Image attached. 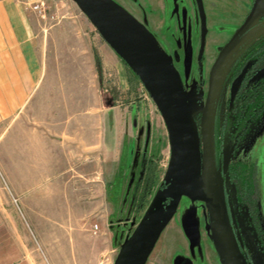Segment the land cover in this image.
<instances>
[{"label":"crops","instance_id":"crops-1","mask_svg":"<svg viewBox=\"0 0 264 264\" xmlns=\"http://www.w3.org/2000/svg\"><path fill=\"white\" fill-rule=\"evenodd\" d=\"M48 1L0 0V264H44L41 256L66 264L73 254L75 264H95L107 227L102 222L94 236L90 216L106 199L126 196L139 161L131 155L144 132L141 105L120 103L101 87L98 54L105 77L116 67L123 92L138 77L112 46L98 43L82 13L35 11ZM34 162L68 196L95 199L66 207L29 203ZM121 175L124 189L112 183ZM3 197L19 198L16 212Z\"/></svg>","mask_w":264,"mask_h":264},{"label":"rangeland","instance_id":"rangeland-1","mask_svg":"<svg viewBox=\"0 0 264 264\" xmlns=\"http://www.w3.org/2000/svg\"><path fill=\"white\" fill-rule=\"evenodd\" d=\"M106 1L117 11L141 23L169 57L185 86L189 106L197 118L201 141V116L206 103L210 72L222 48L252 9L254 0H203L207 16L205 46H202L201 17L196 0ZM73 10L84 15L96 34L98 43L109 44L75 0H49L42 9H35L40 13ZM261 39H264V24L257 23L237 40L227 54L219 75L217 105L211 117L210 136L214 152H218L214 157L218 170L222 169L223 150L229 145L231 163L242 164L249 174H253L258 220L264 229V110L256 115L240 140L230 138L228 132L221 135L231 87L228 73L235 61L242 56L243 50ZM201 52L202 59L199 58ZM98 67L102 79L101 87H109L115 98L121 96L120 103L137 101V104L141 105L140 116L145 127L138 152L131 155L132 158L134 155L138 156L139 161L131 171L130 189H124L127 177L121 180L123 175L117 177L120 180L112 182L114 185L120 183L124 189L122 193L126 196H113L108 200L104 197L96 198L98 201L106 199L107 204L105 207L100 204L98 211L90 216L93 234L100 236L99 232L96 234V226H101L103 222L107 227L108 237L105 235L101 241L99 239L103 251L95 256V264H222L212 239L211 216L203 200L202 186L182 184L179 181L172 164L169 131L158 105L140 78L136 83L129 80V89L123 92L117 83L118 78L115 77L116 67L108 71L112 77H105L106 72L101 68L99 54ZM106 78L111 80L106 83ZM150 126L151 129L146 135V129ZM220 139L224 140L222 146L218 144ZM144 146L148 147L147 150H144ZM148 160L153 161L156 166L158 181L151 194L145 198L144 206L141 207L139 203L138 207H135L132 202L135 185L140 179L144 163ZM33 166L35 179L30 182L32 188L28 192L31 199L29 203L66 207L76 202L82 201L83 204L86 200L95 199L68 196L64 188L62 189L56 180L53 181L54 176H51L52 173L46 170L43 163L34 162ZM19 167L22 171L26 170V165ZM169 189L183 191L178 202L166 195ZM110 194L116 195V192L111 191ZM2 199L8 211L11 207L16 212L17 205H20L19 198L18 201L10 197ZM21 200L25 198L22 197ZM121 202L124 211L119 208ZM73 255L74 257H67L66 264H75L76 254ZM37 261L48 263L44 256Z\"/></svg>","mask_w":264,"mask_h":264},{"label":"water","instance_id":"water-1","mask_svg":"<svg viewBox=\"0 0 264 264\" xmlns=\"http://www.w3.org/2000/svg\"><path fill=\"white\" fill-rule=\"evenodd\" d=\"M100 30L106 41L119 53L140 78L159 107L166 122L172 164L182 184H200L203 200L211 216L212 239L222 264H245L233 233L227 207L217 189L213 161L215 152L210 136V119L215 108L219 72L237 37L261 20L264 0H256L243 25L221 50L210 74L209 91L201 119L200 133L181 79L171 60L151 33L131 16L117 11L106 0H75ZM202 20L203 46L206 38V15L202 0H197ZM264 73V71H263ZM237 82L233 86L236 91ZM223 171L230 161V148L223 150ZM180 189H169L166 195L178 202ZM120 264H124L120 262Z\"/></svg>","mask_w":264,"mask_h":264},{"label":"trees","instance_id":"trees-1","mask_svg":"<svg viewBox=\"0 0 264 264\" xmlns=\"http://www.w3.org/2000/svg\"><path fill=\"white\" fill-rule=\"evenodd\" d=\"M262 44L264 45V41H258L252 45L257 46ZM251 112V109H249L248 115L238 113L227 116L221 128V135L223 136L228 132L230 138L233 139L235 137L236 141L240 140V137L248 129L245 121L253 120L257 117V114ZM220 140L218 144L222 146L224 140ZM229 148L231 154V147L229 146ZM215 154L218 155L217 150ZM155 167L153 161L150 162L148 160L144 163L140 179L136 182L134 189L132 202L135 207H138L137 204L139 203L141 207L144 206L146 202L145 198L151 194L157 184L158 176ZM213 169L214 177L217 180L216 186L227 207L233 233L244 263L264 264V229L258 220L257 197L256 188L253 183V174H249V171L242 164L235 165L231 163L225 173L223 168L218 170L215 161Z\"/></svg>","mask_w":264,"mask_h":264},{"label":"flooded vegetation","instance_id":"flooded-vegetation-1","mask_svg":"<svg viewBox=\"0 0 264 264\" xmlns=\"http://www.w3.org/2000/svg\"><path fill=\"white\" fill-rule=\"evenodd\" d=\"M255 1L256 0H254V2H253V6L255 4ZM196 2H197V0H196ZM197 5H198V3H197ZM203 5H204V1H203ZM253 6H252V9H253ZM252 9L247 14L244 22L246 21L247 17L251 13ZM198 10H199V7H198ZM204 10H205V7H204ZM199 14H200V11H199ZM205 15H206V12H205ZM200 17H201V14H200ZM206 22H207V16H206ZM243 23L237 28V30L243 25ZM257 23H263L264 24V15L261 18V20L258 21ZM257 23L253 24L252 26H250L249 28L244 30L237 37V40L244 33L250 31ZM236 31H235V33H236ZM206 34H207V24H206ZM202 36H203V30H202V20H201V39H202V46H203V37ZM259 41H264V39H261ZM205 42H206V40H205ZM199 58L200 59L203 58V52L200 53ZM221 69H222V67H221ZM221 69H220V71H221ZM263 71H264V45L263 44L257 45V46L248 45L243 50L242 56H240L235 61L234 65L232 66V69L228 73V75H229L228 78L231 81V87H230L229 98L227 101V108H226V113H225L226 117L231 115V114H238V113L248 115L249 109H251V111H252L251 113H253V114H258L259 112L264 110V73H263ZM210 74H211V72H210ZM178 75L180 77V74H178ZM219 75H220V72H219ZM180 79H181V77H180ZM209 81H210V75H209ZM181 82H182L183 88H184L185 93H186V89H185V86L183 84L182 79H181ZM235 82H237V87H236L235 93L233 94L232 90H233V86H234ZM208 91H209V88H208ZM251 95H252V97H250ZM186 96H187V93H186ZM207 96H208V93H207ZM217 96H218V93H217ZM206 100H207V97H206ZM188 103H189V101H188ZM216 105H217V100H216L214 111L216 110ZM214 111H213V113H214ZM226 117H225V119H226ZM201 119H202V116H201ZM195 120H196V123H198L196 117H195ZM210 122H211V119H210ZM251 122H252V120L245 121V124L247 125V127L250 125ZM219 159H220V157H219ZM222 160H223V155H222ZM231 160H232V158H231ZM230 164H231V161H230ZM222 168H223V161H222ZM240 241H241V239H240Z\"/></svg>","mask_w":264,"mask_h":264},{"label":"built area","instance_id":"built-area-1","mask_svg":"<svg viewBox=\"0 0 264 264\" xmlns=\"http://www.w3.org/2000/svg\"><path fill=\"white\" fill-rule=\"evenodd\" d=\"M44 2H40L39 4H37V5H35L34 6V9H36V10H40V9H42L43 8V6H44ZM97 227V226H96ZM97 229V228H96Z\"/></svg>","mask_w":264,"mask_h":264}]
</instances>
